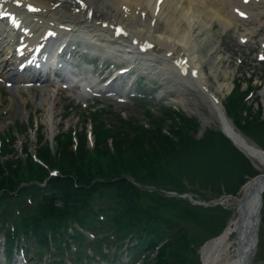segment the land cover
Returning <instances> with one entry per match:
<instances>
[{
	"label": "trees",
	"instance_id": "1",
	"mask_svg": "<svg viewBox=\"0 0 264 264\" xmlns=\"http://www.w3.org/2000/svg\"><path fill=\"white\" fill-rule=\"evenodd\" d=\"M234 84L224 102L226 112L244 133L257 136L264 130V119L259 118V110L241 115L244 95L238 90V82ZM91 113L92 148L85 146L83 126L80 130L70 127L55 135L53 153L45 142L36 147L37 158L46 166L31 160L29 153L23 163L18 158H12L13 165L9 159H0V224L3 226L8 217L14 223L11 222V230L3 226L8 246L13 233L18 238L17 232L21 231L26 239L35 241V245L26 246L30 251V247L36 246V254L47 248L50 240L55 245L63 242L69 248V239L76 246L72 255L87 259L91 256L85 252L86 247L100 254L102 243L120 245L128 239L127 244L136 256L142 249L152 251L165 237L153 257L145 253V264H195L196 242L191 239L186 222L181 223L179 218L187 219L195 233L205 230L207 236L220 230L227 219L226 209L218 204L193 205L185 198L166 196L157 187L179 191L182 186L172 171L177 168L174 161L203 144L217 145L230 166L235 157L245 158L218 130L206 129L196 139V119L171 107H165L157 117L150 116L151 124L147 126L121 119L110 126L101 121L103 112ZM165 123L168 134L162 131ZM7 138H1L0 155L10 152L13 156L15 150L9 145L13 138ZM46 167H54L58 173L47 178ZM127 175L155 188L138 187ZM20 182L29 183L18 186ZM224 189L228 191L226 183ZM13 203L19 207L18 214L13 213ZM71 222L92 231L93 239L79 244L82 235ZM68 225L70 230L65 228Z\"/></svg>",
	"mask_w": 264,
	"mask_h": 264
},
{
	"label": "rangeland",
	"instance_id": "2",
	"mask_svg": "<svg viewBox=\"0 0 264 264\" xmlns=\"http://www.w3.org/2000/svg\"><path fill=\"white\" fill-rule=\"evenodd\" d=\"M236 4L237 3L234 5ZM245 7L250 14H253L252 21H238L222 31L220 25H218V21L213 20L214 22L211 23L210 28L212 35L207 39V42L204 40L202 41L203 43L197 47L196 53H200L201 55V57L199 56L200 63L208 77L209 85L216 87V79L227 84V87L223 86L222 92L219 94L221 99H223V95L227 91H233V85L235 86V82L232 83V81L233 79H236L239 84L238 90H240L242 95L246 90L251 89L246 94L247 99H245V103L243 104L244 107L242 109L246 108L248 114L259 110V118H264V59H257V53L261 51V48L264 55V47H262L264 43V0H249ZM240 34H245L247 41L242 42L238 40V35ZM211 45H215L214 51L210 55H207V48ZM70 57L75 61L79 60V62L80 60L85 59V55H82L80 58L79 54H73L70 55ZM213 60H215V62H213ZM98 64H100V60L94 63V66H98ZM210 67L213 68V72L216 74L215 76L212 74V71H210ZM114 82L115 80L109 85L111 90L114 87ZM157 84V81H148L144 87H141L139 84L134 83L130 90L127 91L130 92L135 89L136 92H138V95H135V97L121 95V98L124 99V101L118 102L109 98L105 93L84 98L81 96L78 97L73 91L56 92L54 87L50 86L47 81L42 84L35 83L32 87H24V89L18 86L14 87V83L12 85L13 88L9 89L4 83H2L0 84V134H2L0 135V142L1 138L9 140V138H7V135H9L10 138H13L9 145L15 150V153L12 156V153L7 152L3 156L0 155V159H9L11 160V165H13L14 160H12V158H18L20 163H23L26 161L24 159L29 153V150L34 149L36 157V147L44 142L49 148H51V152L53 153L56 148L55 135L57 134V131H59V129L65 130L67 127L73 128L75 126L78 129L81 128V126L84 127L85 146L90 148L93 138L90 134L91 125L85 122L86 114L83 110L86 108L87 113H91L93 109H95V111L103 112L101 121H104L106 125L113 126L114 122L121 119L122 122L129 120L147 126L151 124V121H149L150 116L157 117L158 115H161L164 107H168L169 105L176 109H182L187 114L190 116L192 115L197 119L198 131L194 135L196 139L202 137L201 134L205 128L219 130L220 124L218 118L210 111V108H208V105L201 97H197L194 94L189 96L184 95L186 99L184 98L178 103H173L171 102L173 98L169 97L175 94L174 87L167 82L159 85V89L157 90ZM151 85L155 87L153 95L148 94L150 89L147 87ZM141 89L143 90V93H140ZM42 90H47V93L50 92L51 100L55 103L53 109L49 110L42 101ZM248 105L250 108H248ZM236 109H238V106ZM239 117L242 118L240 114ZM163 126L167 127L168 124L165 123ZM254 136L253 137L256 139L253 137L248 138L252 143L257 145L264 143L263 129L257 136ZM38 138L40 139L37 143L36 141ZM257 141H259L260 144ZM207 145L208 144H203L199 148L196 147L192 150V153L184 155L178 161H174L177 168L172 170L177 176V179L178 174L184 173L187 175L189 183L191 184L185 186L195 193L196 196L192 195V197L196 200L198 199L200 201L201 198L212 197L214 195L213 192L223 189L224 183L227 184L228 193L237 196L243 182L247 180V178L256 176L260 169H263L262 171H264V166L262 165H259V167L256 166V168L252 166L255 161L251 158H248V161L245 159L242 160L240 157H235L234 159L236 161H232L230 166L228 162L225 161L223 157L224 155H222V151L219 150L217 145ZM35 159H37V157ZM31 160L33 159L31 158ZM42 164L46 166L43 161ZM46 170H48L49 173L55 171L53 167H46ZM229 171L230 175L228 173ZM251 180L253 179H249L245 182L246 184L243 186V189ZM209 182H211L212 185H210ZM199 186L201 188H199ZM180 188L187 189L185 187ZM263 194L264 190L262 192V195ZM241 195L242 194L240 193L238 197H241ZM262 195L260 196V203ZM190 201L192 202V200ZM221 206L226 209L224 213L227 214V219L224 226H227L234 218L235 206L226 201H223ZM261 209L264 211V202L261 203L260 210ZM179 219L183 220L184 224L186 222L191 239L195 241L196 244L198 243L199 247L205 241L204 238L211 235L206 236L205 230L195 233L187 219ZM10 220L11 218L8 217L5 222ZM254 238L255 243L252 247L253 254L249 260L252 261V264H264L263 226L257 230V234ZM2 239L3 238L0 237V248ZM82 240L85 242L87 238ZM114 248V245L109 247L105 245L102 246L101 250L107 257H100L98 254L92 252L90 248H87L85 249V252H88L93 258L87 260L82 258L77 261V264H141V261L138 259L137 262H133V260L125 261L126 257L124 252L122 250L114 251ZM1 254L2 252L0 249V264H5L4 260H2ZM28 256L31 255L25 254V259H27ZM194 257L197 259V254H195ZM54 259H61L63 263L71 264V258L66 253L64 254V252L60 255L55 247L44 253L41 256V259L35 261L34 264H50L49 260ZM198 262L199 261H197V263ZM17 264L21 263L18 262Z\"/></svg>",
	"mask_w": 264,
	"mask_h": 264
},
{
	"label": "bare ground",
	"instance_id": "3",
	"mask_svg": "<svg viewBox=\"0 0 264 264\" xmlns=\"http://www.w3.org/2000/svg\"><path fill=\"white\" fill-rule=\"evenodd\" d=\"M235 3L242 4L240 0H0V9L5 10L15 27L24 29L22 38L27 48L30 45V49L39 41L43 42L40 48H49L55 40V34L71 40L78 39L93 49H96L93 41L101 35L107 42L105 46L109 54L114 46L124 45L130 50L129 56H134L139 65L157 69L166 80L172 81L170 84L175 94L169 97L173 98L171 102L178 103L186 99L184 95L201 97L218 118L220 128L233 136L231 122H222L217 107V104H221L218 94L227 84L216 79V87L209 85L200 63L201 55L196 53V49L212 35L210 28L213 20L218 21L222 31L235 24L231 10ZM247 3L242 5L245 7ZM145 16L148 17L146 20ZM246 18L252 19L253 14L248 12ZM116 28L122 29V32L114 33ZM3 30L0 22V41L3 40ZM51 31L55 33L52 37ZM110 38L112 40L109 41ZM214 46L207 48L208 54L214 51ZM6 52L9 50L6 49ZM70 52L77 54L73 47H66L58 54L56 63L47 61L44 72L34 70L23 74L12 73L6 77L7 69H1L0 64V82L10 79L20 83L43 81L39 79L46 78L48 71L60 69L63 63H75L72 59L65 61ZM114 52L112 56H118L119 52ZM132 64L129 62L128 66ZM210 71L216 75L213 68L210 67ZM23 77L27 79L23 80ZM46 91L42 90V101L51 110L55 103L51 100L50 92ZM246 141L251 142L248 139ZM238 146L246 152V149ZM250 154L256 166H264V159L251 151ZM262 170H258L259 178L251 180L243 189L241 197L233 201L236 207L237 203L238 206L243 205V241L240 243L238 239L235 216L222 232L200 247V264H251L249 259L253 254L256 236L253 215L260 206V193L264 190ZM248 190V195L243 198Z\"/></svg>",
	"mask_w": 264,
	"mask_h": 264
},
{
	"label": "water",
	"instance_id": "4",
	"mask_svg": "<svg viewBox=\"0 0 264 264\" xmlns=\"http://www.w3.org/2000/svg\"><path fill=\"white\" fill-rule=\"evenodd\" d=\"M220 114L222 115L223 114V111H222V108H220ZM234 138L235 139H240V137L239 136H234ZM242 140V139H241ZM255 154H257L258 156H260L261 158H263L264 159V152L263 151H261V150H259V151H255V150H252ZM254 178H259V176H254V177H252V178H250V179H254ZM250 189H251V187H250ZM249 189V190H250ZM249 190L245 193V194H243V198H245L247 195H248V193H249ZM242 193V192H241ZM220 198H223V199H230L231 201H234V200H236V197L234 196V195H231V194H224V195H221L218 199H220ZM240 200L242 201V200H244V199H242V198H240ZM244 213H243V205H240V206H238V203H237V211H236V217H237V219H236V228L238 229V239H239V242L241 243L242 241H243V237H245V232L243 231V218H244ZM246 216V215H245ZM254 216V223L256 222V213L253 215ZM255 225H256V223H255ZM235 231V230H234ZM236 232V231H235ZM248 233H250V231L248 232ZM236 234V233H235Z\"/></svg>",
	"mask_w": 264,
	"mask_h": 264
},
{
	"label": "snow or ice",
	"instance_id": "5",
	"mask_svg": "<svg viewBox=\"0 0 264 264\" xmlns=\"http://www.w3.org/2000/svg\"><path fill=\"white\" fill-rule=\"evenodd\" d=\"M241 15H243V13H241Z\"/></svg>",
	"mask_w": 264,
	"mask_h": 264
}]
</instances>
